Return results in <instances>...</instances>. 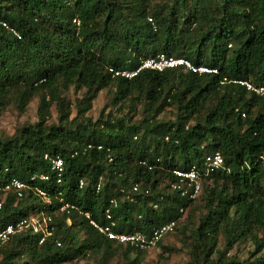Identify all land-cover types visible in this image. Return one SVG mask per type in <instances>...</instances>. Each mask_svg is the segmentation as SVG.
<instances>
[{"label":"trees","instance_id":"trees-1","mask_svg":"<svg viewBox=\"0 0 264 264\" xmlns=\"http://www.w3.org/2000/svg\"><path fill=\"white\" fill-rule=\"evenodd\" d=\"M0 21V113H23L38 98L37 121L0 136V184L16 178L47 199L9 192L0 231L20 219L49 218L51 228L40 244L30 226L0 241V264H142L147 250L107 239L83 215L104 224L112 199L118 232L174 221L156 247L177 233L185 264H264V97L238 83L264 86V0H0ZM157 55L195 71L109 72ZM70 88L81 92L75 114L61 96ZM105 90L110 107L92 120ZM215 152L222 165L208 170ZM44 155L62 159L61 183ZM191 169L201 184L194 199L175 175ZM39 174L49 181H30ZM66 203L76 210L61 212Z\"/></svg>","mask_w":264,"mask_h":264},{"label":"built area","instance_id":"built-area-1","mask_svg":"<svg viewBox=\"0 0 264 264\" xmlns=\"http://www.w3.org/2000/svg\"><path fill=\"white\" fill-rule=\"evenodd\" d=\"M148 22L153 25V21L151 18L147 19ZM74 23L78 25L79 23L74 20ZM0 25L6 27L5 24L0 21ZM184 65L187 69H191L193 72L195 69H192L191 66L183 59H174L167 58L164 55H157L156 57L144 59L140 61L139 68L134 72L129 71H113L109 69V72L113 73L115 76H122L125 78H131L135 76L141 69H151L156 71H162L166 68H174L177 66ZM198 72H216L214 70L210 71L206 68H198ZM240 85L244 86L246 90L251 91L255 95L264 97V86L262 85H253L249 82H238ZM242 116H244L242 114ZM99 148V147H98ZM44 159L50 163V170L53 174V178L57 184L61 183L62 175L64 172L63 161L59 156L50 157L48 155H44ZM205 163L208 170L218 169L222 165V156L220 153L215 152L211 156L205 158ZM144 164V163H143ZM175 175L179 178L180 183H186L187 189L181 191V196H185L188 199H194L200 192L201 184L198 177V174L194 169H191L187 172L176 171ZM50 176L46 174H39L37 176H31L30 181L38 180L39 182H48ZM84 185L83 181H79V188ZM101 185V178L98 179V183L96 184V192L99 191ZM179 187V186H175ZM28 190H32L33 193L40 197L41 199L47 201L46 195L43 189L38 186L31 187L26 182L20 181L16 178H12L0 184V208L2 206L3 198L9 193H14L16 198L20 199L24 196V193ZM133 192L138 191V185L133 184L131 187ZM123 192V190H121ZM117 207V201L115 199L110 200L109 207L104 210L103 216L105 218L104 224H99L97 221L90 219L87 213H84V217L89 220V224L97 230L99 234L106 237L109 240H113L119 244L129 245L140 250H150L156 247L157 243L161 241L165 236L173 233L175 229V222L170 221L164 223L162 225L156 226L153 228L149 234H144L140 231L134 230L132 232L121 231L118 232L115 230L116 223L112 219L111 211L112 209ZM155 207V206H154ZM71 210H76V208L71 204H63L60 207L61 212L68 213ZM50 219L47 218L43 220V225L36 219H31L29 222L25 219H20L16 223L8 224L5 228L0 231V241H5L10 235L14 234L16 231L21 230L22 228L30 226L34 233L41 232L42 236L39 239V244L42 243L45 236L50 234L51 228L48 226Z\"/></svg>","mask_w":264,"mask_h":264},{"label":"rangeland","instance_id":"rangeland-1","mask_svg":"<svg viewBox=\"0 0 264 264\" xmlns=\"http://www.w3.org/2000/svg\"><path fill=\"white\" fill-rule=\"evenodd\" d=\"M61 96L65 97L70 105H71V113L75 114L74 105L76 100H79L81 97V92L74 93L73 89H68L61 93ZM112 96V92L110 91H102L98 94L96 100L92 104V108L87 112V116H89L92 120L97 119L100 110L103 107L108 106L110 98ZM37 108H38V98L35 97L28 104L27 108L23 113H19L13 106H10L6 109H3L0 113V136L8 137L11 136L14 131L23 124H32L37 121ZM51 118L49 119V123L56 122V113L55 106H51L50 108ZM172 111L165 114L164 119H172ZM139 116H136L134 119H138ZM127 228H124L126 231ZM179 235L176 233L174 235H170L166 237L161 245L166 247V250H162L160 247H155L153 249L147 250L146 255L142 261V264H185L187 261V255L185 254L186 250L181 246V242L179 241ZM241 252L239 253L241 257L246 256V251L248 246L242 245L240 247ZM239 252V250H238ZM74 264H95L94 260H86V261H77Z\"/></svg>","mask_w":264,"mask_h":264}]
</instances>
